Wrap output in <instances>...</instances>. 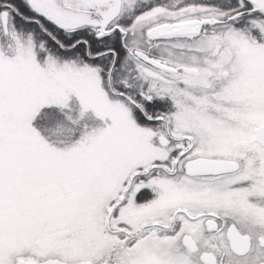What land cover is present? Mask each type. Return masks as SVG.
I'll use <instances>...</instances> for the list:
<instances>
[{
    "label": "snow or ice",
    "instance_id": "6c2138e0",
    "mask_svg": "<svg viewBox=\"0 0 264 264\" xmlns=\"http://www.w3.org/2000/svg\"><path fill=\"white\" fill-rule=\"evenodd\" d=\"M0 264H264V0H0Z\"/></svg>",
    "mask_w": 264,
    "mask_h": 264
}]
</instances>
